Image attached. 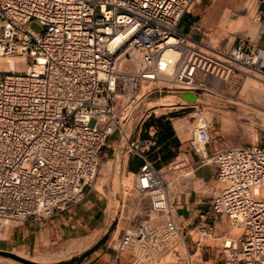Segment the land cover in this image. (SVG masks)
<instances>
[{
	"label": "built area",
	"instance_id": "1",
	"mask_svg": "<svg viewBox=\"0 0 264 264\" xmlns=\"http://www.w3.org/2000/svg\"><path fill=\"white\" fill-rule=\"evenodd\" d=\"M197 2L0 0V61L25 65L0 69V221L19 226L82 202L114 136L126 154L145 159L151 140H133L128 121L152 94L221 96L238 73L264 78V48H248L241 37L211 47L195 38L206 37L200 25L182 29ZM31 22L43 32L28 28ZM191 134L222 186L210 211L183 231L163 175L145 161L134 187L148 196L154 218L127 228L116 251L131 264H264V146L209 154L208 124ZM219 216L241 230L239 238L216 235L210 220Z\"/></svg>",
	"mask_w": 264,
	"mask_h": 264
},
{
	"label": "crops",
	"instance_id": "2",
	"mask_svg": "<svg viewBox=\"0 0 264 264\" xmlns=\"http://www.w3.org/2000/svg\"><path fill=\"white\" fill-rule=\"evenodd\" d=\"M256 15L262 17L260 22L255 21ZM194 24L200 25L206 32V37L195 36L202 43L210 45L214 42L216 47L231 46L238 43L241 37L248 48H264V0H199L185 16L182 29L188 32ZM255 24L259 31H256ZM234 38L235 41L232 42ZM154 119L158 121L147 122L145 119L131 135L133 140H151L145 159L127 154L122 171L135 177L145 161L150 162L174 185L175 191L170 197L176 205L175 219L183 231L191 230L200 222L201 215L210 211L213 198L222 188L217 180V169L214 164H202L194 151L193 137L184 135L181 120L174 121L169 116H155ZM118 142V136H114L108 149L115 151ZM207 149L212 154L215 150L222 149V145H218L216 141ZM108 157L105 153L103 161ZM102 188L103 190L87 188L82 202L54 217H46L40 221L29 219L9 229L4 243L5 250L23 258H46L71 242L100 232L111 221L110 193L107 186ZM151 218H154V214L150 201L124 203L117 226L121 227V238L127 228ZM226 219V216H219L210 220L214 224L216 235L222 234L226 228ZM107 242L81 264H131V258L118 254L116 247L112 250L105 248ZM188 245L192 247L190 240Z\"/></svg>",
	"mask_w": 264,
	"mask_h": 264
},
{
	"label": "rangeland",
	"instance_id": "3",
	"mask_svg": "<svg viewBox=\"0 0 264 264\" xmlns=\"http://www.w3.org/2000/svg\"><path fill=\"white\" fill-rule=\"evenodd\" d=\"M256 31H259L258 25ZM35 33L41 34L43 28L37 22H31L27 25ZM236 37V36H234ZM256 37V36H255ZM207 41V38H206ZM235 38L232 39V42ZM208 43V42H207ZM226 43V42H224ZM223 43V44H224ZM209 44V43H208ZM211 47H216L213 42ZM9 59V58H8ZM13 62V69L22 71L25 65L14 61H4L0 64V69L8 70L4 66ZM205 101L212 103V106L189 103L178 97L176 93H163L161 96L157 93L152 94L144 103L136 108L135 112L128 121V135L131 136L135 130L147 119H154L155 116H169L176 120H181L184 128V135L191 138V130L195 128L200 120H204L209 126V135L211 145L217 141L222 148H232L257 144L264 146V78L250 72L238 73L232 81L223 89V95H205L202 97ZM221 106V107H219ZM121 144V145H120ZM125 141L118 142L113 149H105L104 152L109 155L101 164L96 180L95 188L103 190L107 186V191L111 197V221L100 232L91 234L81 240L71 242L63 249L56 251L46 258L26 257L25 259L40 264H59L80 258L96 246L106 235L109 236L105 248L112 250L118 246L122 230L118 226L120 211L124 203H134L135 201H149L148 196H142L134 187L135 177L122 171V165L127 160ZM209 147V146H208ZM181 164V163H179ZM177 164V165H179ZM175 165V166H177ZM168 182V190L171 195L175 191L171 181ZM118 184V189H116ZM227 218V217H226ZM226 228L218 236L229 235L239 238L241 230L232 228L227 218ZM16 227L5 225L0 221V251L5 250V240L8 237V230ZM226 231V232H225ZM194 235V239L199 238ZM203 245H215L212 240L203 239ZM217 245V243H216ZM14 254V253H13ZM16 255V254H15ZM212 255V254H211ZM19 256V255H18ZM21 257V256H20ZM205 255V258H211ZM167 261L173 264H180L177 259L168 258ZM0 264H22L10 258L0 256Z\"/></svg>",
	"mask_w": 264,
	"mask_h": 264
},
{
	"label": "water",
	"instance_id": "4",
	"mask_svg": "<svg viewBox=\"0 0 264 264\" xmlns=\"http://www.w3.org/2000/svg\"><path fill=\"white\" fill-rule=\"evenodd\" d=\"M179 98H181L184 101H187L189 103H199V104H204V105H208V106H212L213 104L205 101L202 97L197 96L195 94H181L179 95ZM221 107V106H219ZM109 236L106 235L96 246H94L90 251H88L87 253H85L84 255H82L80 258H75L71 261L68 262H63V263H59V264H81L83 262L84 259H86L87 257H89L91 254H93L96 250H98L105 242H107ZM0 256L1 257H5V258H10L12 260H15L17 262H20L22 264H40L37 262H33L30 260H27L23 257H20L18 255H15L13 253L10 252H5V251H0Z\"/></svg>",
	"mask_w": 264,
	"mask_h": 264
},
{
	"label": "bare ground",
	"instance_id": "5",
	"mask_svg": "<svg viewBox=\"0 0 264 264\" xmlns=\"http://www.w3.org/2000/svg\"><path fill=\"white\" fill-rule=\"evenodd\" d=\"M4 61H14V62H16V66L18 63L24 64V60L20 59V58H9V59H5V60H1L0 64ZM1 67H5L6 69H8L7 71H15V70H9V69H13V62L8 63V64L1 66ZM16 71H18V70H16ZM200 122H202V121H200ZM116 189H118V184H116Z\"/></svg>",
	"mask_w": 264,
	"mask_h": 264
},
{
	"label": "trees",
	"instance_id": "6",
	"mask_svg": "<svg viewBox=\"0 0 264 264\" xmlns=\"http://www.w3.org/2000/svg\"><path fill=\"white\" fill-rule=\"evenodd\" d=\"M154 120H155V121H158V119H152V121H154Z\"/></svg>",
	"mask_w": 264,
	"mask_h": 264
}]
</instances>
